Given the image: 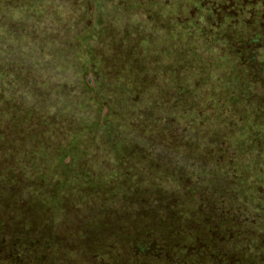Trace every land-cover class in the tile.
<instances>
[{
	"label": "trees",
	"instance_id": "1",
	"mask_svg": "<svg viewBox=\"0 0 264 264\" xmlns=\"http://www.w3.org/2000/svg\"><path fill=\"white\" fill-rule=\"evenodd\" d=\"M95 1L0 0V264H264V0H158L171 17L143 19L152 39L125 34L135 56L102 41ZM157 148L187 166L164 170ZM202 154L199 182L225 199L140 201L191 180ZM116 193L136 201L120 229L82 217L81 203ZM82 228L90 248L76 250Z\"/></svg>",
	"mask_w": 264,
	"mask_h": 264
},
{
	"label": "rangeland",
	"instance_id": "2",
	"mask_svg": "<svg viewBox=\"0 0 264 264\" xmlns=\"http://www.w3.org/2000/svg\"><path fill=\"white\" fill-rule=\"evenodd\" d=\"M157 1L158 0H148L147 6H143V7L138 6V8L131 9L130 11L126 10L124 8L122 2L131 3V0H103V2H102L103 6H102V8L100 7L99 9H97L96 5H98V4H96V1H95L92 4L93 11H92V9H90V11H91L90 16H92L93 20L96 21L97 16L99 14L98 12H100L102 17L110 24V29L102 37L103 42H107V43L110 42L111 43L109 50L117 49V51L121 54H124V51H126L127 54H130V56H132L131 54L134 55L135 50L137 49V40L135 37H136V35H138L139 32L142 31L144 34L150 35L151 39H152L153 29L148 30V28H147L148 22L143 21V19L146 16L148 17V16L153 14V16L156 19L155 23H159V22H162L159 14L165 13V17L167 19H169L171 17L169 12H164V13L162 11L161 12H155L156 7L161 5V3L156 4ZM113 8H115V9H113ZM175 12L179 13L178 10ZM156 13H158V16L156 15ZM136 17H138L140 19V21L135 22L131 19V18H136ZM109 20H111V21H109ZM155 23H153V24H155ZM52 26H57V23L53 22ZM131 30L134 32L135 37L131 36L128 40H126L125 34L130 32ZM162 30H163V28L161 29V31ZM163 31L165 33L167 32L166 29H164ZM154 43H155V41H154ZM157 43L161 44L160 41H157ZM102 45L108 49V45H105V44H102ZM31 66H33V64H29V66H28L29 68H26V71H28L30 73V75H34L37 77L38 76L37 70ZM52 76L53 77L51 78L50 83L55 82L56 76H54V75H52ZM89 80L91 81V83L93 85L95 84L94 78L92 77V73L89 74ZM161 116H162V112L157 113V118H160ZM155 117H156V114H155ZM98 140H99V138H98ZM98 143H99L98 141H95L93 139L92 140L89 139V143L86 144L87 145L86 147L90 146L88 149L92 152L93 159L95 161H97L96 159L100 158L103 161V164L106 165V163L109 162L107 160L108 158H107V154H106V152L109 151V149L106 148V149H102V151H100L95 146ZM104 147H105V144H104ZM156 150L160 153L161 158L164 159V164H163L164 170L172 171L175 168H178V169L180 168L182 170L184 167L187 166V164H185L184 167H182V165L180 163H178L176 160V159H178V157L175 158V157H172L170 155H167V153H165L164 151H163L164 153H162V150L160 148H157ZM151 153H152V155H154V153H156L155 148L151 149ZM185 154L186 153L184 152L183 155L185 156ZM88 157L89 156H87V155L84 156V158H88ZM156 157H157V154H156ZM205 158L206 157L204 156V154H202V156H201L202 163L199 161H197L196 163H193L194 166L188 168L190 173L192 170L194 171L197 168L198 169L201 168L200 165H202V166L208 165L209 162L206 163L203 160ZM182 160H183V158H182ZM159 163L160 162H158V164ZM160 165H161V163H160ZM196 171L197 170H195V172H193V174L191 175V180H190V176H185V178L183 177V179L179 182V184L175 183V182L166 183L165 184L166 189L169 188V191L166 190L167 192H164V191H162L163 189L160 188L161 190L158 193H153L151 195H149V194L143 195L142 196L143 198L141 197L140 201H144L145 203L148 204V207L154 208L155 207L154 199L158 198V197H161V198L165 197V201L169 202V203L179 202L180 199H185L187 201H190V203L196 202L198 204V208H203L204 204L207 203L208 201H211V199L214 197V196H211L212 193H214L215 195L218 194L219 196H221L222 198H220V199H225L227 197V194L223 193L221 191H219V193H215L214 188L216 186H212L211 188L210 187L208 188L207 186H204V185H208V184H204V183L201 184L199 182V179L204 180V177H203V175L197 176L198 173ZM110 173H111V171L109 172V174ZM184 174L185 173H183L182 175L184 176ZM107 179H110L109 175L107 176ZM114 181L115 180H112L111 183L113 184ZM189 181L191 182V184H188ZM116 182L119 183L120 181L116 180ZM152 182L156 183L154 181H152ZM175 185H177L178 188L180 186L184 185L183 188L185 189V192L183 190L178 191V188H176ZM208 186H210V185H208ZM190 188L191 189L193 188L194 191H192ZM222 194H224V197ZM129 199H133V198L131 196L120 195V194L116 193L115 195H111V196L110 195L109 196H101V199L98 200L99 203H97V204H91V203H88V201H86L84 203H81L78 207L81 208L80 212L83 213L82 217H84L86 220H88L91 217H94L101 222L106 221L110 225V228H108L109 231L110 230H117L118 228L120 229L122 219H123V223H126L124 220V217L127 216L128 214H130V213L126 214V211H130L131 205L136 202V201H131L132 202L131 205L125 206V203H127V201ZM208 205H207L206 209L213 207V205H211V204H208ZM71 215L73 216V214H71ZM75 219H77V216L75 217ZM112 224L114 226H116V228ZM59 226L56 225V229H58ZM82 230H83V232H85V235L84 236L82 235V238L80 240L77 238L81 234L80 230L71 231L72 236L71 235L70 236L73 238L71 240V243L73 240L77 241V242L73 243V247L76 250H78L79 245H83L85 248L89 247V241H88V239H86V234H87V236H92V233H91V231H89L86 228H82ZM60 245L61 246H68L69 245L67 233H65L63 235V237L60 238ZM86 257L87 256L75 254L73 257H66L64 259V264H87V258ZM93 262L97 263V260H94Z\"/></svg>",
	"mask_w": 264,
	"mask_h": 264
}]
</instances>
